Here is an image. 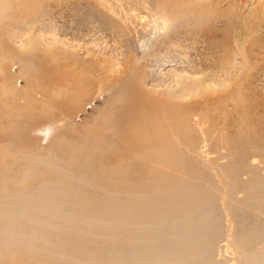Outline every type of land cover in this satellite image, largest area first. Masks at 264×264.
Returning <instances> with one entry per match:
<instances>
[{"label": "rangeland", "instance_id": "374dc122", "mask_svg": "<svg viewBox=\"0 0 264 264\" xmlns=\"http://www.w3.org/2000/svg\"><path fill=\"white\" fill-rule=\"evenodd\" d=\"M0 3V124L23 127L0 146L73 156L89 202L114 201L112 224L156 264H264V0ZM60 232L0 264H107L87 233ZM193 232L214 254L171 258Z\"/></svg>", "mask_w": 264, "mask_h": 264}, {"label": "bare ground", "instance_id": "6f19581e", "mask_svg": "<svg viewBox=\"0 0 264 264\" xmlns=\"http://www.w3.org/2000/svg\"><path fill=\"white\" fill-rule=\"evenodd\" d=\"M2 11L0 3V18ZM2 90L8 92L7 88ZM21 120L16 118L8 125L0 124V134L8 133L11 140L18 137L23 128ZM153 159L159 160L160 156L155 155ZM73 165V156L64 159L59 155H41L27 149L14 152L6 144L0 146V254L6 255L9 263H16L22 262V256L12 255L14 248H22L24 253L31 244L38 242L54 248L51 234L58 228L60 233L75 231L90 236L91 245L85 253L87 258L104 254L107 264H156L159 248L148 238H137L138 235L126 230L125 226L112 224L110 206L115 204L114 201L89 202L82 192L83 178L75 174ZM178 192L190 194L186 188L184 192ZM124 199L129 200L130 197ZM149 203L146 198L132 201L131 205L137 209L129 210L127 218L148 216ZM64 220L67 224L61 223ZM98 241L103 247L97 246ZM215 245L209 235L193 232L187 242L170 244L169 249L171 258L178 259L181 246L190 257L198 253L212 256ZM221 249L228 254L230 243L226 241ZM48 252L42 250L40 254ZM230 255H233L232 251Z\"/></svg>", "mask_w": 264, "mask_h": 264}]
</instances>
